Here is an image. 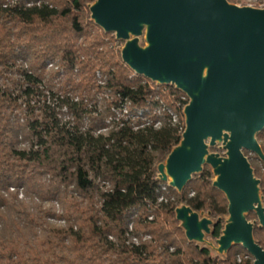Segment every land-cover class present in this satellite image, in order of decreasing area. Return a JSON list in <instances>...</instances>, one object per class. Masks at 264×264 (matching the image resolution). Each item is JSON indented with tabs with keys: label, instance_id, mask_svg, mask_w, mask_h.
<instances>
[{
	"label": "trees",
	"instance_id": "obj_1",
	"mask_svg": "<svg viewBox=\"0 0 264 264\" xmlns=\"http://www.w3.org/2000/svg\"><path fill=\"white\" fill-rule=\"evenodd\" d=\"M94 1L0 0V264H254L180 228L181 204L210 211L216 241L227 198L209 166L182 194L157 181L185 130L170 112L189 99L126 66ZM245 154L264 196V163Z\"/></svg>",
	"mask_w": 264,
	"mask_h": 264
},
{
	"label": "water",
	"instance_id": "obj_2",
	"mask_svg": "<svg viewBox=\"0 0 264 264\" xmlns=\"http://www.w3.org/2000/svg\"><path fill=\"white\" fill-rule=\"evenodd\" d=\"M88 8L91 21L122 42L126 66L189 99L182 139L158 165L156 179L182 194L209 166L228 215L220 238L209 242L212 213L181 204L175 214L188 241L221 257L241 246L254 264H264L254 236L256 226L264 228V196L245 154L264 163L257 138L264 130V8L228 0H95ZM219 144L225 157L211 151ZM251 213L256 219H248Z\"/></svg>",
	"mask_w": 264,
	"mask_h": 264
},
{
	"label": "rangeland",
	"instance_id": "obj_3",
	"mask_svg": "<svg viewBox=\"0 0 264 264\" xmlns=\"http://www.w3.org/2000/svg\"><path fill=\"white\" fill-rule=\"evenodd\" d=\"M231 3L237 5L238 7L264 8L263 4L260 3V0H236L235 3L234 2H231ZM121 45H122V42L119 46L120 48H121ZM182 119L184 120V117H182ZM221 146L222 144H219L216 148H213L211 151L213 153L220 154L222 157H225V151L220 148ZM253 219H256V216L253 217L251 220ZM208 241L215 242V240L211 239L210 237H208Z\"/></svg>",
	"mask_w": 264,
	"mask_h": 264
},
{
	"label": "built area",
	"instance_id": "obj_4",
	"mask_svg": "<svg viewBox=\"0 0 264 264\" xmlns=\"http://www.w3.org/2000/svg\"><path fill=\"white\" fill-rule=\"evenodd\" d=\"M182 99L186 100V99H188V97L185 96ZM178 107H179L180 114L174 113V112H170V115L172 117L173 123H180V121L182 120V117H184V115H183L184 107H182V106H178Z\"/></svg>",
	"mask_w": 264,
	"mask_h": 264
}]
</instances>
